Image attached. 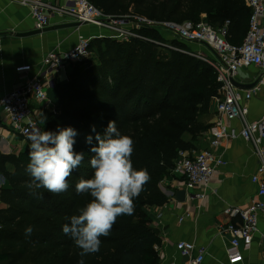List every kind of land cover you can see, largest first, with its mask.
<instances>
[{
    "label": "trees",
    "instance_id": "trees-1",
    "mask_svg": "<svg viewBox=\"0 0 264 264\" xmlns=\"http://www.w3.org/2000/svg\"><path fill=\"white\" fill-rule=\"evenodd\" d=\"M106 16L137 14L151 21L205 20L218 28L229 21L227 40L242 43L251 10L245 0H90ZM141 38L120 41L95 37L89 41L90 57L70 63L67 80L52 88L51 110L37 117L41 131L72 127L77 130L74 150L85 152L81 165L67 178V191L55 194L28 187V146L17 154L0 153V264H78V249L62 232L68 218L91 199L77 194L75 185L92 175V153L86 135L103 133L110 120L133 140L135 169L146 168L150 180L134 200V213L117 217L110 234L101 237L100 251L85 257L86 264H159L160 237L150 229L148 209L161 207L167 197L160 189L171 176L180 150H192L206 125L220 83L211 65L189 54L186 43L167 47L156 27L137 31ZM187 133L190 140L182 135ZM95 139L93 144H95ZM13 167L12 171L7 165ZM31 226V235L25 228Z\"/></svg>",
    "mask_w": 264,
    "mask_h": 264
},
{
    "label": "built area",
    "instance_id": "built-area-1",
    "mask_svg": "<svg viewBox=\"0 0 264 264\" xmlns=\"http://www.w3.org/2000/svg\"><path fill=\"white\" fill-rule=\"evenodd\" d=\"M27 6L39 29L50 24L51 13L66 15L74 22L93 25L108 32L107 37L128 41L134 37L141 38L137 31L143 27H159L170 31L177 39L205 45L211 55L188 53L208 62L216 73L220 83L216 99L215 119L207 133L210 146H221L224 141L241 138L246 141L257 158L258 164L251 176L257 185L258 195L264 197V107L258 119H249V102L255 95L264 91V0H245L251 14L246 35L239 45L227 40L229 21L218 28L212 27L202 18L199 21L186 20L181 23L172 21L155 22L137 14L122 17L106 16L90 0H72L70 5L55 6L49 0H10ZM99 36V37H104ZM89 39L80 35L77 44L56 55L49 53L43 60L48 69H59L65 63H83L90 57ZM30 66L18 67L17 71L28 70ZM254 67L257 72L243 80L241 72ZM249 75V74H248ZM251 77V78H250ZM254 83L249 89L233 85ZM32 102L37 104L35 110ZM53 101L48 97L44 85L37 77H28L0 99V114L15 135L28 137L38 129L37 117L42 110H51ZM234 120L240 122L237 130L229 125ZM225 161L211 149L199 151L180 150L174 160L171 174L184 178L187 188L205 187L216 170ZM202 197L203 193H197ZM225 214L238 217L236 223L229 222L222 232L229 237L226 249L229 264H238L244 259V251L250 248L254 235L258 232L259 215H264V201H253L247 209L228 208ZM175 248L182 257L192 264L203 260L204 248H196L192 242L178 241ZM260 264H264V257Z\"/></svg>",
    "mask_w": 264,
    "mask_h": 264
},
{
    "label": "crops",
    "instance_id": "crops-1",
    "mask_svg": "<svg viewBox=\"0 0 264 264\" xmlns=\"http://www.w3.org/2000/svg\"><path fill=\"white\" fill-rule=\"evenodd\" d=\"M49 1L55 6H66L72 0ZM71 23L74 21L68 16L54 12L50 15L49 26L39 29L27 6L0 0V99L26 78L37 77L54 102L53 85L66 82L70 64L65 63L59 69H48L43 63L44 58L49 53L61 55L69 51L77 44L80 35L89 40L108 35L107 31L93 25L69 26ZM31 31L36 32L25 35ZM22 66L30 67L28 70H16ZM246 70L241 72L243 80L257 71L254 67ZM32 106L38 110L35 102H32ZM249 107V119H258L264 107V91L253 97ZM229 125L237 130L240 128L238 120ZM185 140H190V137ZM28 142L27 137L13 134L0 114V153L17 154ZM193 145V151L211 149L225 164L216 170L205 187L187 188L184 178L173 174L160 185L168 201L161 207L148 209L150 227H157L160 231L158 236L161 243L156 248L159 264H192L175 248L178 241L192 242L196 248H204L200 264H229L226 253L229 237L222 232V228L229 222H238L239 218L230 217L224 211L228 208L247 209L253 201H264V197L258 195L257 185L251 181L258 161L251 146L239 137L211 148L210 136L205 132L193 141ZM7 169L12 171L13 167L8 164ZM5 185L0 174V188ZM178 190L185 191L183 201L175 199ZM197 193H203V196L197 197ZM3 206L0 203V208ZM263 257L264 215H259L258 232L250 248L244 251L243 261L238 264H260Z\"/></svg>",
    "mask_w": 264,
    "mask_h": 264
},
{
    "label": "clouds",
    "instance_id": "clouds-1",
    "mask_svg": "<svg viewBox=\"0 0 264 264\" xmlns=\"http://www.w3.org/2000/svg\"><path fill=\"white\" fill-rule=\"evenodd\" d=\"M93 135H86L92 157L89 166L92 175L75 185L77 194H88L91 199L77 214L68 218L62 232L79 250L78 264H86L85 257L100 251L101 237H107L117 217L134 213V200L150 180L146 168L135 169L131 156L134 151L131 137L122 134L115 120L107 123L103 133L91 127ZM77 130L72 127L56 131L33 130L27 137L28 160L26 172L28 187L59 194L69 188L71 176L85 158V152L74 150ZM95 139L96 143L93 144ZM33 228H25L31 235Z\"/></svg>",
    "mask_w": 264,
    "mask_h": 264
},
{
    "label": "rangeland",
    "instance_id": "rangeland-1",
    "mask_svg": "<svg viewBox=\"0 0 264 264\" xmlns=\"http://www.w3.org/2000/svg\"><path fill=\"white\" fill-rule=\"evenodd\" d=\"M201 18L205 20V14H202L201 15ZM159 31L162 33L163 35V38L165 39V45L167 47H171V48H177V45L176 44H172L173 41H178L179 39H177V37L175 35H173L170 31L168 30H165L161 27L158 28ZM179 42V41H178ZM186 45L188 47V50L191 51L194 50L195 52L197 51H200V52H204V53H201L202 55H206V57L210 56L211 53L207 50V47L206 46H202V45H199V44H196V43H191V42H186ZM193 52V51H191ZM257 72V71H256ZM216 99H213L212 102H211V105H210V108H209V112L206 114V115H203L200 120L203 121V123L206 125V129L204 130L203 134L205 132H207V130L210 128L211 124L213 123L214 119H215V108H216ZM202 134V135H203ZM201 135V136H202ZM182 137L185 139V138H188L190 137L189 134L187 133H184L182 135Z\"/></svg>",
    "mask_w": 264,
    "mask_h": 264
},
{
    "label": "water",
    "instance_id": "water-1",
    "mask_svg": "<svg viewBox=\"0 0 264 264\" xmlns=\"http://www.w3.org/2000/svg\"><path fill=\"white\" fill-rule=\"evenodd\" d=\"M80 23H77V22H74V23H71L69 24V26H79ZM36 31H31L29 33H25V35H29V34H33L35 33ZM233 85H235L236 87L238 88H241V89H249L253 86L254 83H239L237 81H232ZM184 197H185V191L184 190H178L176 191L175 193V199L177 201H183L184 200ZM150 229L154 232V234L156 235H159V229L157 227H150Z\"/></svg>",
    "mask_w": 264,
    "mask_h": 264
}]
</instances>
